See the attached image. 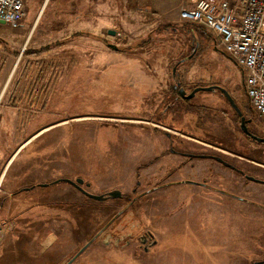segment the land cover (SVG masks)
<instances>
[{"label":"rangeland","instance_id":"rangeland-1","mask_svg":"<svg viewBox=\"0 0 264 264\" xmlns=\"http://www.w3.org/2000/svg\"><path fill=\"white\" fill-rule=\"evenodd\" d=\"M189 1L105 0L106 44L73 37L76 33L57 35L58 32L49 29L41 37L44 27L51 25L46 21L49 12L39 19L28 42L25 41L28 27L0 23V82H7L5 96L10 95L16 107V117H11V124L0 130V142L13 150L14 143L30 140L8 167L4 182L5 190H20L6 202V208L12 214L23 213L18 226L28 233L19 236L18 232H12L8 243L0 244V264H55L60 252L65 253L70 244L81 246L113 214L116 205L121 204L119 199L96 201L68 181H54L81 178L96 195L116 186H131L134 155L154 150L148 129L135 125V121L151 126L160 124L156 117H165L164 126L172 129L184 128L190 121L194 127L195 121H201L203 136L209 138L203 137L204 143L216 138L210 132H218L221 139L227 122L224 111L235 115L228 101L219 90H200L194 98L174 103V68L188 90L196 84L225 85L240 109L253 119L252 129L264 136V118L252 114L239 66L218 47L209 30L180 19V8L189 5ZM109 29H114L115 34H109ZM181 59L183 62L178 66ZM25 93H35L36 100L26 101L24 109H28V115L22 117L18 107ZM84 115L91 117L79 118ZM234 129L237 150L241 135ZM198 146L203 152L209 149L205 144ZM248 158L250 162L245 168L249 174L264 179V143L250 144ZM197 163L203 165V175L212 172L210 166L214 163L220 172L234 176L228 189L246 201L231 198V208L220 209L206 200L202 203L201 219L215 226L229 224L236 240L227 245L191 243L189 238L194 233L180 231L177 218H183L190 206L200 208L201 203H196L191 195L205 189L192 184L166 187L144 199L152 201L165 192L176 197L186 195L179 206L174 203L173 207L168 206L174 217L151 223L161 242L170 247L168 253L172 256L168 255L163 263L232 264L233 251L245 246L251 247L252 259L264 257V183L246 180L209 158H200ZM258 163L263 165L262 169ZM56 213L60 218L55 228ZM67 218L75 220L79 227L68 226ZM55 232L68 240L62 250L50 251ZM5 233L0 232V241ZM178 238L183 242L171 249L173 239ZM40 249L48 250L40 252ZM114 254L102 251L93 242L79 262L118 264Z\"/></svg>","mask_w":264,"mask_h":264},{"label":"flooded vegetation","instance_id":"flooded-vegetation-1","mask_svg":"<svg viewBox=\"0 0 264 264\" xmlns=\"http://www.w3.org/2000/svg\"><path fill=\"white\" fill-rule=\"evenodd\" d=\"M181 62H183L182 59L177 65L179 66ZM172 77V79L176 81L172 85L173 91L175 92L174 103L181 99L190 100L179 94L181 87L184 89L186 88L179 79L178 70H176V68H174V72H172ZM200 85L203 84H196L190 90L186 89L187 93H190L194 88ZM212 85L223 86L229 91L225 85L220 83ZM215 90H219L221 95L228 101L229 105L235 112L234 115L229 111H224L226 112L225 120L227 122L225 127L222 128L221 139L217 137L218 132H210L211 135H214L216 138L211 139V143H204L202 138L204 137L207 140H209V138L203 136V125L201 121H195L194 127L190 121L188 126L184 128L176 127L175 129L164 126L165 123H167L165 117H156L155 119L158 120L160 124L154 123L151 126H144L142 123L139 124L138 121H135V125L137 124L140 125V127L143 126L142 128L146 127L148 129V133L151 135L152 139V148L154 150L149 152L147 150L143 152L138 151V154L134 155V157H136L135 160H131V164L133 163L132 171H134V173H132L134 181L131 186H126V188H122L121 186L109 188L104 194H101L106 195V198L104 200H97L88 194L91 193L88 188L90 184L84 179L83 183H71L77 190L91 199L96 201L119 199L121 204L116 205L117 208H115L113 214L101 223L96 230H94L91 237L81 246L77 248L75 244H70L68 248L65 249V253L60 252L61 257L55 264H82V262H79V258L83 252L78 256H76V253L94 236H96V238L93 242H96L99 245V248H102V251H114L116 257L115 262L118 264H127L126 261H131L133 264H165L163 263L165 262V258L168 255L172 256L171 253H168L170 250L169 244L161 242L159 233L151 223H153V221L158 223L162 219L166 220L174 217L168 210V206H172V203L179 206L186 198V195H178L176 197L172 194L167 195L165 192L162 196L154 197L152 201L144 199L155 192L159 193L163 188L180 184L198 185L205 189L202 190V192H196L191 195L196 203H201L200 208L190 206L188 207L190 210L183 213V218H179V216L177 218V220L180 221L178 223L181 225L179 227L180 231L184 232L187 230L189 233H194L193 238L190 237L189 241L195 244L208 241L213 244L227 245L236 240L229 224H217L215 226L202 221V203L206 200H211L215 207L227 209L232 206L231 198L243 201L246 200L228 189L230 183H233V175L228 174L223 170L220 172V169H217L218 167H214V163L210 166L212 172L203 175V165L198 164L197 160L200 158L212 159L217 164L232 169L239 175L243 176L246 180H249L247 175L250 174L245 167L249 164L248 162H250V158H248L250 144L264 143L258 140V138H264V136H260L252 129V118L247 117L243 111L242 115L238 114L223 91L220 88H216ZM169 106L170 104L168 107ZM162 112L164 113V111ZM178 112L183 113L184 111ZM189 112L185 111L184 113ZM242 116H245L248 132L242 129ZM235 127L240 132V139L242 140L237 142V150L234 149V144H236L234 139ZM135 137L136 135L133 136V139H135ZM198 143H200V146L205 144L209 149H207L206 152H203V149L198 146ZM245 144L247 145L245 146ZM150 148L151 147L149 146V150H151ZM4 150H7V148H4ZM219 157L222 158V160H219ZM235 157L238 159L234 160L233 158ZM258 164V166H260L259 169H262L263 165L260 163ZM3 183V181H0V232L5 231L6 233L4 238L0 241V244L6 242V245L12 232L14 234L18 232L19 236H26L28 231L27 229L22 227L19 228L18 226V218H20L23 213L19 211L17 214H12L11 211L6 208V202L20 190L14 192L5 190L4 186H2ZM114 190L118 191L119 195L117 197L109 196L108 194ZM160 197L162 198L161 200ZM59 218V213H56L53 217V220L55 221L54 227H58L59 223L57 224V221L59 222ZM113 218H115V220L102 230V228ZM66 224H68V226L71 224L79 227L75 220L71 221L69 218H67ZM162 228L164 231L167 230L165 227ZM55 234L56 238L51 243L50 251L62 250L68 240L67 238L65 241L61 238L62 235H59L56 232ZM181 241L183 242V239L181 240V238L173 239V246H171V249L176 247V245L181 244ZM248 247L245 246L240 251H233L230 256L232 264H257L259 261H264V257L252 259L251 247ZM47 250L48 249H40L39 251L47 252ZM101 253L103 252H100V254ZM199 255L201 258L202 255L200 253ZM176 256L179 258L180 254H177ZM261 264H264V262Z\"/></svg>","mask_w":264,"mask_h":264},{"label":"built area","instance_id":"built-area-1","mask_svg":"<svg viewBox=\"0 0 264 264\" xmlns=\"http://www.w3.org/2000/svg\"><path fill=\"white\" fill-rule=\"evenodd\" d=\"M182 5L183 22L209 30L221 50L239 66L243 84L256 118H264V0H190ZM26 15L23 0H0V19L18 27ZM35 93L23 95L19 114L28 115L26 101Z\"/></svg>","mask_w":264,"mask_h":264},{"label":"crops","instance_id":"crops-1","mask_svg":"<svg viewBox=\"0 0 264 264\" xmlns=\"http://www.w3.org/2000/svg\"><path fill=\"white\" fill-rule=\"evenodd\" d=\"M23 1L26 15L21 21L19 27H28L26 34L27 37L25 36L26 42H28L39 19L44 17L46 12H49L46 21L48 23L50 22L51 25L49 27H44L41 37H44L45 34L47 35L48 33L46 32L49 29V31L58 32L56 33L57 35L65 36L67 34L73 35L76 33L77 36L73 37H80L88 40L92 39L99 44L101 42L106 44L105 35L107 27L105 23V0H58V2L57 0ZM6 83L7 82L4 80L0 82V130H3L2 128L6 127L8 124H11L9 121L11 117L13 119L16 117V107L13 100L10 95L9 97L8 95L5 96L7 90ZM90 117L91 116L84 115L79 118L85 119ZM19 130H21L20 127ZM40 131L34 134V136L38 135ZM10 140L11 138L8 141ZM29 141L25 138L23 144L22 142L18 145H15L14 143L13 150L10 149L11 147L8 144L4 147V143L0 142L2 143L0 145V181H4L8 167L10 169L21 147L25 146ZM4 148H7V150H4Z\"/></svg>","mask_w":264,"mask_h":264},{"label":"water","instance_id":"water-1","mask_svg":"<svg viewBox=\"0 0 264 264\" xmlns=\"http://www.w3.org/2000/svg\"><path fill=\"white\" fill-rule=\"evenodd\" d=\"M0 23H5V21L3 20V19H0ZM108 33L109 34H111V35H114L115 34V30L114 29H109L108 30ZM111 48H114V49H117V46L116 45H114V44H111V43H109L108 44ZM216 88H220L222 91H223V93L225 94V96L227 97V99L229 100V102H230V104L232 105V107L235 109V111L238 113V114H240V115H242V110L240 109V107L238 106V104L236 103V100H235V98L232 96V94L226 89V88H224L223 86H220V85H208V86H205V85H200V86H197L196 88H194L190 93H187V90L186 89H184L183 87H181L180 88V90H179V94L182 96V97H184V98H186V99H191V98H193L195 95H196V93L198 92V91H200V90H208V91H212V90H215ZM242 129L243 130H246L247 131V125H246V122H245V116H242ZM248 132V131H247ZM256 137V136H255ZM258 140L260 141V142H264V138H258ZM21 150V149H20ZM19 150V151H20ZM21 152V151H20ZM19 152V153H20ZM18 154V153H17ZM19 155V154H18ZM219 160H222V158H220L219 157ZM247 178L249 179V180H253V181H257V182H262V183H264V179H261V178H257V177H255V176H253V175H247ZM5 180L6 179H4V181L3 182H5ZM63 180H65V181H68V182H70V183H72V184H78V183H83L84 182V180L83 179H81V178H78L77 180H71V179H66V178H60V179H57L56 181H54V183L55 182H59V181H63ZM42 185L43 186H46V185H48V183H42ZM2 186H4V183L2 184ZM4 188H5V186H4ZM31 187H25V188H23V189H30ZM88 193V192H87ZM91 197H93V198H95V199H97V200H104L105 198H106V195H95V194H91V193H88ZM109 196H111V197H117L118 195H119V192L118 191H111L109 194H108ZM117 217V216H116ZM115 220V218H113L109 223H107L103 228H102V230L104 229V228H106L109 224H111L113 221ZM96 238V236H94L93 238H91L84 246H82V248L76 253V256H78V255H80L82 252H84V250L87 248V247H89L92 243H93V241H94V239ZM75 256V257H76ZM264 261H259V262H257V264H261V263H263Z\"/></svg>","mask_w":264,"mask_h":264},{"label":"trees","instance_id":"trees-1","mask_svg":"<svg viewBox=\"0 0 264 264\" xmlns=\"http://www.w3.org/2000/svg\"><path fill=\"white\" fill-rule=\"evenodd\" d=\"M186 23V22H185ZM188 24V23H187ZM190 24V23H189ZM191 25H194V24H191ZM197 26H200V25H197ZM168 28H170V27H168ZM173 28H175V27H173ZM176 28H177V26H176ZM49 47V46H48ZM42 48H44V47H42ZM45 48H47V47H45Z\"/></svg>","mask_w":264,"mask_h":264}]
</instances>
